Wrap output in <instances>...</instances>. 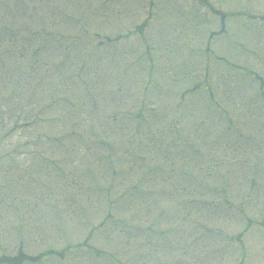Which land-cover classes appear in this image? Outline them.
Returning <instances> with one entry per match:
<instances>
[{
  "label": "rangeland",
  "instance_id": "374dc122",
  "mask_svg": "<svg viewBox=\"0 0 264 264\" xmlns=\"http://www.w3.org/2000/svg\"><path fill=\"white\" fill-rule=\"evenodd\" d=\"M18 251L264 264V0H0V255Z\"/></svg>",
  "mask_w": 264,
  "mask_h": 264
}]
</instances>
